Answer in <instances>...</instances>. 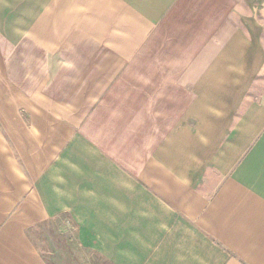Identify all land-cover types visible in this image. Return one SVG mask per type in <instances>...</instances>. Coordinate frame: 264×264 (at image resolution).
<instances>
[{
  "label": "crops",
  "instance_id": "1",
  "mask_svg": "<svg viewBox=\"0 0 264 264\" xmlns=\"http://www.w3.org/2000/svg\"><path fill=\"white\" fill-rule=\"evenodd\" d=\"M70 259L264 264V0H0V264Z\"/></svg>",
  "mask_w": 264,
  "mask_h": 264
},
{
  "label": "rangeland",
  "instance_id": "2",
  "mask_svg": "<svg viewBox=\"0 0 264 264\" xmlns=\"http://www.w3.org/2000/svg\"><path fill=\"white\" fill-rule=\"evenodd\" d=\"M6 56H8V55H7L6 51H5L3 53V57H6ZM63 229L64 230L62 232L64 233L65 236H67V237L71 236L72 237L74 235L75 228H74V226L71 223L68 222L67 226H64ZM68 243H69V245H67V247H70V246L72 248L75 247V242L74 241H70V242L68 241ZM52 260L57 261L58 258H55V257L52 256ZM70 264H74V261L71 260V259H70Z\"/></svg>",
  "mask_w": 264,
  "mask_h": 264
}]
</instances>
